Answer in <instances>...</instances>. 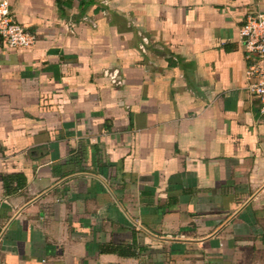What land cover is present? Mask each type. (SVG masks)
I'll list each match as a JSON object with an SVG mask.
<instances>
[{
	"label": "crops",
	"instance_id": "crops-1",
	"mask_svg": "<svg viewBox=\"0 0 264 264\" xmlns=\"http://www.w3.org/2000/svg\"><path fill=\"white\" fill-rule=\"evenodd\" d=\"M6 1L0 264H264V0Z\"/></svg>",
	"mask_w": 264,
	"mask_h": 264
},
{
	"label": "built area",
	"instance_id": "built-area-1",
	"mask_svg": "<svg viewBox=\"0 0 264 264\" xmlns=\"http://www.w3.org/2000/svg\"><path fill=\"white\" fill-rule=\"evenodd\" d=\"M104 3V2H103ZM246 60V90L260 102L264 114V15H248L238 30ZM37 41L36 35L17 23L11 16L6 0H0V47L26 49ZM111 83L120 84L116 74H105Z\"/></svg>",
	"mask_w": 264,
	"mask_h": 264
},
{
	"label": "rangeland",
	"instance_id": "rangeland-1",
	"mask_svg": "<svg viewBox=\"0 0 264 264\" xmlns=\"http://www.w3.org/2000/svg\"><path fill=\"white\" fill-rule=\"evenodd\" d=\"M255 264L256 260H254V257L248 256V258H246L245 264Z\"/></svg>",
	"mask_w": 264,
	"mask_h": 264
}]
</instances>
